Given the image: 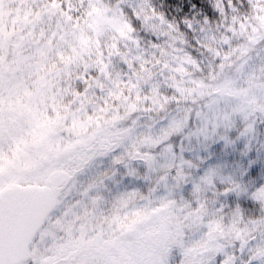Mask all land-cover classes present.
I'll list each match as a JSON object with an SVG mask.
<instances>
[{
  "label": "trees",
  "instance_id": "16d2710c",
  "mask_svg": "<svg viewBox=\"0 0 264 264\" xmlns=\"http://www.w3.org/2000/svg\"><path fill=\"white\" fill-rule=\"evenodd\" d=\"M15 82L12 94L29 88L31 97L41 96L36 110L51 119L52 134L64 145L54 157L91 153L72 173L54 215L64 216L45 235L46 247L31 248L41 253L31 264H47L45 257L68 239L58 235L70 223L68 208L98 214L105 232L116 223L117 198L131 188L151 207L167 190L174 204L194 210L202 203L206 219L226 207L219 216L239 212L242 222L264 224V202L252 196L264 185L250 196L237 179L182 194L200 177L201 149L245 139L246 147L264 150V0H0V90ZM256 87L261 108H250L245 101ZM174 119L176 134L154 147L144 144ZM11 135L0 144L6 154L13 152ZM105 139L117 148L107 152ZM165 162H172L168 171L160 167ZM77 175L82 182L70 189ZM229 193L247 196L252 206H230L220 199ZM208 225L185 233L183 244ZM181 256L173 250V261Z\"/></svg>",
  "mask_w": 264,
  "mask_h": 264
},
{
  "label": "rangeland",
  "instance_id": "374dc122",
  "mask_svg": "<svg viewBox=\"0 0 264 264\" xmlns=\"http://www.w3.org/2000/svg\"><path fill=\"white\" fill-rule=\"evenodd\" d=\"M16 83L18 82L7 83L2 88L4 92L0 90V144L6 142V135L12 134V140L8 144L13 149L11 154L0 149V192L24 186L46 188L49 183H57L60 174L71 177L87 159L86 156H91L89 152L84 156L78 154V157H73L75 153L70 151L58 155V158L54 157L58 152L64 151V145L63 141L60 143L56 135L52 134L51 119L36 110L35 102L41 96L31 97L33 94L26 93L30 91L29 88H26L23 95L18 94L15 89L12 94L10 88L12 85L18 87ZM260 89L256 87L247 94L245 102L248 107L254 108L256 105V108H261L260 104H256ZM23 100L26 102L23 103ZM179 128L180 121L174 119L166 131L156 137L148 136L143 142L154 147L169 139L171 134H176ZM87 133L89 130H85V134ZM106 141L107 152L117 148L112 139H105ZM118 161V158H113L114 163ZM171 166L172 162H165L160 167L168 171ZM77 178L78 181L70 189H77L82 182L79 175ZM235 180L232 175H222L218 170L208 169L203 176L193 181L192 190H205L206 187H215L216 183L232 184ZM87 182L79 188V192L89 186L90 183ZM166 194L168 197L165 200L151 207L143 204L144 197L136 188L127 189L117 198L115 225L109 226L111 229H106L105 232L102 231L103 223L97 221L98 214L91 213L86 207L79 211L68 208L70 223L58 233L62 238L67 236L68 239L63 244H57L52 253L45 257L47 264H161L160 254L164 258L162 264H213L215 253L224 249H228L226 258L230 257L238 261V264H251V260L264 258V224L242 222L239 212L219 216L226 207L215 208L211 218L206 219L209 209H202V203H198L192 210L185 205L174 204V195L167 190ZM62 196L63 194L58 195V200ZM252 196L255 200L264 202V186ZM62 216L63 212L51 219L45 235L50 236L52 225L56 226ZM108 221L104 226L110 224V219ZM203 224H209L206 231L196 241L184 245V234L194 233ZM76 232L78 235L73 237ZM45 235L37 241L35 249L38 250L41 245L42 248L46 247ZM258 239L262 244L256 245L255 254L243 259L244 248L250 241ZM175 249L182 251L178 261L172 260ZM33 255L41 258V253L37 251Z\"/></svg>",
  "mask_w": 264,
  "mask_h": 264
},
{
  "label": "snow or ice",
  "instance_id": "6c2138e0",
  "mask_svg": "<svg viewBox=\"0 0 264 264\" xmlns=\"http://www.w3.org/2000/svg\"><path fill=\"white\" fill-rule=\"evenodd\" d=\"M229 137L234 139L235 133H229ZM200 155L205 157V160L196 173L198 177L203 176L208 169L218 170L222 175H232L235 179L249 186L248 196L256 188L264 185V150L257 151L250 145L246 147L245 139H241L234 144H230L223 139L218 140L211 146L201 149ZM224 186L217 183L218 188H223ZM191 189L192 184L190 183L183 189L182 194L187 196ZM220 199L222 201L227 200L232 207L235 206V203L245 207H251L253 204V201L247 196L237 197L235 193H229L227 197H221ZM8 212L9 205L5 202H0V225H2ZM257 244H262V241L259 239L250 241L244 248L242 258L248 259L253 256ZM227 254L228 249L217 251L213 264H238V261L232 260L230 257L226 258ZM177 260H179V257H177ZM251 264H264V258L251 260Z\"/></svg>",
  "mask_w": 264,
  "mask_h": 264
},
{
  "label": "water",
  "instance_id": "95a60500",
  "mask_svg": "<svg viewBox=\"0 0 264 264\" xmlns=\"http://www.w3.org/2000/svg\"><path fill=\"white\" fill-rule=\"evenodd\" d=\"M56 191V188H26L0 194V202L9 205V212L0 225L2 264H23L27 260L31 241L56 207Z\"/></svg>",
  "mask_w": 264,
  "mask_h": 264
},
{
  "label": "clouds",
  "instance_id": "9594fccd",
  "mask_svg": "<svg viewBox=\"0 0 264 264\" xmlns=\"http://www.w3.org/2000/svg\"><path fill=\"white\" fill-rule=\"evenodd\" d=\"M148 11H149V13H151V11H152V10H151V9H149ZM69 127H70V122H69ZM64 134H65L66 136H68V135H69V133H68L67 131H65V133H64Z\"/></svg>",
  "mask_w": 264,
  "mask_h": 264
}]
</instances>
